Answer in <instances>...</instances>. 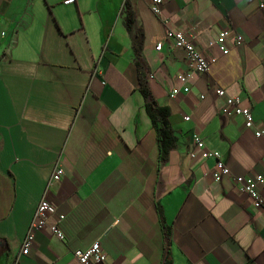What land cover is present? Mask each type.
<instances>
[{"label":"crops","instance_id":"0c3cea01","mask_svg":"<svg viewBox=\"0 0 264 264\" xmlns=\"http://www.w3.org/2000/svg\"><path fill=\"white\" fill-rule=\"evenodd\" d=\"M61 1L0 0V264H78L71 251L92 241L104 264H160L165 250L169 264H264V214L231 179L259 172L264 140L213 94L237 97L264 128L256 0H161L158 15L147 0ZM124 2L142 33L147 91L175 137L162 159L135 85ZM165 28L214 56L206 72L179 80L189 70ZM217 33L225 54L207 46ZM190 134L220 154L228 176L211 178L212 159ZM256 190L264 199V176ZM41 195L62 214L63 238L47 216L12 263Z\"/></svg>","mask_w":264,"mask_h":264},{"label":"built area","instance_id":"2783aa9c","mask_svg":"<svg viewBox=\"0 0 264 264\" xmlns=\"http://www.w3.org/2000/svg\"><path fill=\"white\" fill-rule=\"evenodd\" d=\"M61 2L63 4H67L71 3L72 0H62ZM160 3L161 0H147V7L152 14L158 15ZM256 7L264 16V0H256ZM163 36L164 38L169 39L175 48L181 50L185 58L189 72L179 76V80H183L188 77L190 73L206 72L208 65L214 61V56L203 55L197 48H195L191 42L189 34L187 33L180 30L165 28ZM239 41V36L235 35L233 43L237 44ZM159 46L160 43L156 42L154 44V49L157 50ZM207 46H214L221 54H225L227 52V47L224 43L222 33L215 34V36L207 42ZM174 92L175 90L172 89L169 95L171 96ZM213 94L217 97H222L223 104L229 108V111L232 114L240 116L241 124L244 128L249 129L254 137L264 140V128L255 124L249 110L238 104L237 97L225 94L223 89L218 87L213 89ZM183 119H187V117L183 116ZM189 140L190 144L198 151L200 158L212 159L213 167L210 175L213 180H218L221 177L229 175V170L222 162L220 154L217 151L205 148L202 140L196 134H190ZM60 173L61 169L57 165V162H53L49 179L56 180ZM263 176L264 166L259 170V172L254 174L251 179L244 175H233L231 176V179L236 186L237 191L244 193L249 198L251 205L262 211L264 214V199L256 190V186L262 182ZM50 215H54V222L49 227L50 233L57 239L63 238V234L58 227L59 221L63 217L62 214H54L53 204L41 195L32 210L26 229L20 240L19 249L14 255L12 263L16 260L17 254L23 253L24 250L31 244L33 233L44 228V220ZM71 255L78 264H104V254L95 241H92L84 248H74L71 251Z\"/></svg>","mask_w":264,"mask_h":264},{"label":"trees","instance_id":"16d2710c","mask_svg":"<svg viewBox=\"0 0 264 264\" xmlns=\"http://www.w3.org/2000/svg\"><path fill=\"white\" fill-rule=\"evenodd\" d=\"M122 24L130 36L136 89L142 97L143 109L148 117L150 130L154 136L157 155L162 159L173 146L175 137L167 121L168 109L166 106L156 103L147 91L145 85V69L139 58L142 33L140 28L135 26L133 13L126 2L123 3ZM1 250H3V244L0 240V251ZM166 254L167 251L165 250L160 264H169Z\"/></svg>","mask_w":264,"mask_h":264}]
</instances>
